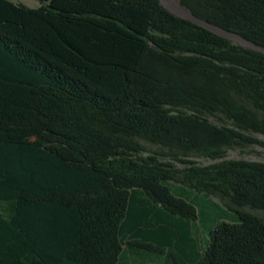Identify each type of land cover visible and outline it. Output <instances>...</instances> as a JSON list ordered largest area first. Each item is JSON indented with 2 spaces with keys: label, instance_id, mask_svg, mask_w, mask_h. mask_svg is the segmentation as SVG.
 <instances>
[{
  "label": "trees",
  "instance_id": "trees-1",
  "mask_svg": "<svg viewBox=\"0 0 264 264\" xmlns=\"http://www.w3.org/2000/svg\"><path fill=\"white\" fill-rule=\"evenodd\" d=\"M36 1L0 0V264H264V162L227 158L264 148V53L159 0ZM181 4L264 49V0Z\"/></svg>",
  "mask_w": 264,
  "mask_h": 264
},
{
  "label": "rangeland",
  "instance_id": "rangeland-1",
  "mask_svg": "<svg viewBox=\"0 0 264 264\" xmlns=\"http://www.w3.org/2000/svg\"><path fill=\"white\" fill-rule=\"evenodd\" d=\"M15 3L23 4L27 7H30L31 9H35L39 7V4L36 0H13ZM162 5L171 13L180 16L181 18L188 19V20H196L193 15L188 11L184 6L181 4V0H159ZM200 25H203L207 28L210 29V31L225 37L227 40L231 41L234 44L240 45L241 47L247 48V49H253L257 52L264 53L263 48L256 47L254 44L247 42L240 38V36L226 33L225 31L212 27L209 24H206L205 22L196 20ZM213 123H218L216 119H211ZM258 139L264 141V137L258 136ZM147 148L148 151H161L159 147H154L151 145H148L146 143H143ZM227 158L228 159H236V160H246V161H251V162H264V148L255 146V147H249L246 149H231L227 151ZM192 162L197 163L199 166H209L211 164V161L206 160L205 158L201 157H192L189 158ZM178 168H183L184 166L177 164ZM180 194H184L185 198H188L190 201L195 202V204L198 205L199 211L201 212V219L205 218L206 216L208 218H212L213 216L209 212V210L206 208L207 205L210 203H215L217 207L222 211V218L223 220H228L232 219L231 214L229 211L222 205L223 203L221 202L219 197L216 196H210V195H203V194H193L189 190H186V192L181 191ZM249 211L248 209H246ZM251 212V211H249ZM254 214H257L261 217L264 218V211L260 212H251ZM218 215H219V210H218ZM212 216V217H211ZM207 227V226H206ZM205 230V228H204ZM206 231V230H205ZM124 264H132L130 262L124 263ZM146 264H157V263H147Z\"/></svg>",
  "mask_w": 264,
  "mask_h": 264
},
{
  "label": "crops",
  "instance_id": "crops-1",
  "mask_svg": "<svg viewBox=\"0 0 264 264\" xmlns=\"http://www.w3.org/2000/svg\"><path fill=\"white\" fill-rule=\"evenodd\" d=\"M137 256V255H136ZM139 258L138 257H136V261H135V264H146V262H143L142 260H138ZM134 260L132 259V262H133ZM149 263H151V262H149ZM163 264V263H162Z\"/></svg>",
  "mask_w": 264,
  "mask_h": 264
},
{
  "label": "water",
  "instance_id": "water-1",
  "mask_svg": "<svg viewBox=\"0 0 264 264\" xmlns=\"http://www.w3.org/2000/svg\"><path fill=\"white\" fill-rule=\"evenodd\" d=\"M162 4V3H161ZM196 19V18H195ZM191 21H193V23H195V25H199V26H202V27H205V26H203V25H200L196 20H191ZM205 28H207V27H205ZM207 29H209V28H207Z\"/></svg>",
  "mask_w": 264,
  "mask_h": 264
}]
</instances>
